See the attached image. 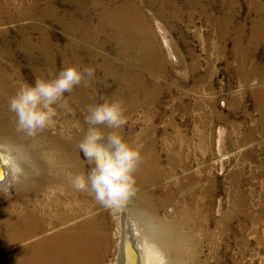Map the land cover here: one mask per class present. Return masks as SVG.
Returning <instances> with one entry per match:
<instances>
[{"label":"rangeland","instance_id":"374dc122","mask_svg":"<svg viewBox=\"0 0 264 264\" xmlns=\"http://www.w3.org/2000/svg\"><path fill=\"white\" fill-rule=\"evenodd\" d=\"M134 1L149 19L154 44L165 66L163 71L156 67L138 72L149 86L136 97L138 107L133 111L125 108L127 123L121 129L122 136L140 149L147 147L151 137L154 139L159 165L167 173L155 188L157 197L163 195L160 193L165 186L174 184L175 178L190 177L192 195L202 198L195 209L203 224L193 232L194 243H187L188 256H195L191 260L188 257V264H264V119L256 97L264 82V78L263 82L256 80V74L264 75V0ZM123 2L130 0H0V66L9 83L14 87L20 82L31 84L37 77L21 45L23 37L38 46L44 41V55L54 60L53 76L63 67L64 58L83 56L88 64L87 57L96 51V36L103 45L98 55H107L121 70L123 63L117 60L120 46L111 39L109 28H101V21L108 9ZM21 9H31V14L25 16ZM93 61L90 67L95 69L96 104L107 99L116 86L107 79V90L101 92L104 84L100 81L99 57ZM41 72L45 74V68ZM1 93L8 98L13 95ZM145 94L153 96L154 103L142 99ZM81 108L77 119L81 118ZM59 129L56 117V125L37 134L39 151L27 150L28 142H11L21 146L27 160L24 175L16 182L3 166L7 184L0 186V218L12 212L9 218L24 222L23 215L30 209L47 230L44 234L51 235L58 227H78L91 217L96 230L103 234L105 254L98 263L114 264L123 224L134 226L127 220L130 212L143 210L136 205L137 194L124 208L110 210L95 203L86 192L76 191L72 176L86 172L90 165L77 147L81 138L62 153L52 148L56 143L48 138ZM171 155L178 157L175 167L168 163ZM66 158H71L68 165L62 164ZM188 196L183 194L187 202ZM173 199L159 210V215L179 214L177 198ZM63 212H73L72 219L52 228L50 219ZM192 229L184 227L183 232L188 234ZM17 246L13 245L10 253L18 251ZM92 253L89 250L90 256ZM160 255L162 262L157 259L155 264H168L163 251Z\"/></svg>","mask_w":264,"mask_h":264},{"label":"bare ground","instance_id":"6f19581e","mask_svg":"<svg viewBox=\"0 0 264 264\" xmlns=\"http://www.w3.org/2000/svg\"><path fill=\"white\" fill-rule=\"evenodd\" d=\"M135 2L136 1L134 0H130L129 3L123 2L117 4L119 7H114L115 6L114 5L113 6L114 8L108 9V11L105 12L104 19L102 17V21H101V28H109L111 33L110 34L111 39L115 41L117 46H120L121 54L119 55L117 60L120 59L123 63L120 66L121 70H117L115 68L114 60L107 57V55L106 56H104L103 54H101L100 56L98 55L100 52H102L103 45H101L100 42H98L96 36L97 34L95 33L94 29L92 31L96 36V38H94L93 44L95 46L96 51L87 57L88 64L84 63L85 58H83V56H76L75 58L72 59L64 58L62 59V64H61L63 67L74 65L78 68H81L84 66H90V63L93 60H95L97 57H99L100 60L99 68L101 69L102 72L101 74L102 78H100V81H101V85L104 84V86H102L101 92L107 90L105 81L107 79H111L115 83L116 90L115 91L113 90L111 92V95L108 98L107 97L106 98L117 99L122 101L124 107L131 111H133L136 107L139 106V102H138L139 100L138 101L135 100L139 92L141 93V91H143L142 89L149 86L148 82L141 76L140 74L142 73L141 71L152 70L156 67H159V69L163 71L162 68H164L165 66L164 65L165 60L161 57L159 49L154 44L153 35L150 29L149 19L144 15L142 9H140L141 7H139ZM144 2H150V0H145ZM21 11L25 16H29L31 14V9H21ZM21 45H24L25 54L29 57L28 62L34 65L32 71L36 73V76H43L45 78L53 77L54 60L53 57L44 55V50H43L45 46L44 41L41 42V44L38 46L32 44L29 39L23 37ZM2 47H7V45L2 44ZM42 68H45L46 72L44 73L46 74V76L45 74L42 73L43 71L41 72ZM262 78H264V75H262V73L256 74L257 81L263 82ZM9 81L10 78L5 75V72L0 66V144L11 143V142H16V143L28 142L27 150L31 152L32 151L35 152L37 150L39 151V147H38L39 144L38 146L35 145V140L39 138L37 135H35L34 137H28L25 136L23 133L17 132L15 129L14 116L12 113L8 111L9 98L3 95V93H1V91L4 92L6 91L7 93L12 92V94H14L16 87H14L11 84V82L9 83ZM95 89L97 88L94 83L93 77H91V78H86V81L82 83L80 86L74 88V90L71 93H67L66 97H67L68 107L67 109H58V115H57V118L61 124V130L60 129L57 130L52 136L48 138L50 139V141L56 143V144L52 143L53 145L52 144L51 145L52 148H55L57 152L62 153V151H64L67 148L71 149L73 147L72 146L73 142L76 139L78 142V140L82 138L84 130L86 129L85 127L86 124H84L83 122V116L86 113V108L88 105L95 104L98 97ZM256 97L259 102V108H260V112L259 110L258 112L261 113V118L264 119V82L261 84V86H259V89L256 93ZM142 99H144L146 102L154 101V97L151 96L150 94H145V96H143ZM140 103H142V101H140ZM81 107L82 108L84 107V109L83 112L81 113V118L77 119V115H79L78 113H80L78 112V108ZM130 114L132 113L130 112ZM77 122H79V125L81 126V129L79 130H77L78 128L76 129V127L74 126V123L76 124ZM54 125H56V123ZM102 131L109 132L111 130L102 128ZM117 131H119L120 134L122 135L121 129ZM262 131L264 132V130ZM136 136L139 137L138 135ZM154 143L155 141L151 137L147 147L144 146L143 148L140 149L142 155V161L139 168L137 169V172L135 173L136 186H137L136 205H140L143 210L141 212L140 210L137 211L138 209H134L130 212V215L127 218V220L130 224L132 223V225L134 226H131L129 224L131 226L129 228L127 222L126 224L125 223L123 224V227L120 226L122 227V231H121V236L119 235L120 240L118 243L116 262L114 264H155L157 259H158L157 262L160 261L161 263L162 257L160 255V251H163L164 257L167 258L168 264H188L191 258L193 259L195 258L194 255L188 256L190 254H188L187 252V243L188 242L194 243L193 232L196 231L195 230L196 228L202 227L203 223L201 224L202 221L200 219V216L198 214H197L198 216L196 215L198 209H195L196 206L198 205L200 207V201L202 198L201 199L195 198V196L192 195L194 192L190 190L192 189L191 186L189 185L191 184L190 177H188L186 180L185 179L180 180L178 178H175L174 179L175 182L173 185L165 186L162 192L161 193L159 192L160 194H163L161 197L156 196L155 188L159 186L161 180H164L167 173H165L164 170L159 165L158 156L156 154V151L154 150L155 149ZM68 162L69 163L71 162V158H69V160L68 158L62 160V164L68 165ZM168 163L172 167L177 166L178 157L176 155L169 156ZM2 165L4 166L3 163ZM2 176L4 180L0 182V186L4 187L6 183L4 171L2 172ZM179 176H182V174L181 175L179 174ZM163 185H165V183ZM150 187L152 190H154L155 194L152 190H148V188ZM185 192L186 195L187 193L190 194V196H188L189 197L188 202L183 198V194ZM173 197L177 198L179 208L181 209L179 211V214L177 212V215L172 217H169L168 214L159 215V210L163 208V206L167 202L174 200ZM11 209H9V211ZM29 212L30 213H28L27 215H23L25 216L24 222H19L17 220L14 221L13 219L9 218L13 215L12 212L11 215L8 214L10 215L9 217L7 218L3 217V219L0 218V264H97L103 257L102 254H105L102 252V247L104 243H102L101 240H103L102 238L103 234L98 232L99 230L98 231L96 230V225L94 224L95 221L92 220L91 217L87 220L85 219L84 221L82 220L83 222L82 223L80 222V225H78V227L73 225L65 228H59V227L57 228V225H59V223L64 222L68 218H69L68 220H70L73 212H70V214L67 212H63L59 215H55L50 220L52 223L51 227L57 229L54 232V234L48 235V234H44L47 230L43 228L44 226L43 227L41 226L40 220L37 221V219L35 218L37 216L33 215L34 213L31 212L30 209ZM38 217L41 218L40 216ZM123 220H125V217L123 218ZM47 224H49V222H47ZM2 225H5V227H3ZM184 227H188V229L190 228L193 229L190 230L188 234H186L184 233L185 231L183 232ZM200 230L202 229H199L198 231ZM12 231L14 234L12 233ZM8 232H10V235L7 234ZM126 232L129 234V237L131 238V243L130 241L129 243L131 244L134 253H131L127 246L128 240H127V236L125 235ZM30 239L33 240L30 242ZM17 244H18L17 249L19 250L10 253L13 245L15 246ZM89 250H92L93 252L91 256L88 254ZM133 254H135L136 257ZM188 257L190 260L187 261Z\"/></svg>","mask_w":264,"mask_h":264},{"label":"clouds","instance_id":"9594fccd","mask_svg":"<svg viewBox=\"0 0 264 264\" xmlns=\"http://www.w3.org/2000/svg\"><path fill=\"white\" fill-rule=\"evenodd\" d=\"M90 66L62 67L53 77L37 76L31 84L20 82L8 99V111L14 116L17 132L34 137L56 123L58 109H67L66 93L94 76ZM122 101L102 99L88 105L83 116L87 125L78 142V149L90 167L74 174L71 185L86 192L98 205L119 210L128 205L137 193L135 173L142 155L138 145L126 140L119 131L127 123ZM79 128V122L75 125ZM102 128L111 131L105 134ZM0 162L7 166L13 182L24 175L27 157L21 146L0 144Z\"/></svg>","mask_w":264,"mask_h":264},{"label":"water","instance_id":"95a60500","mask_svg":"<svg viewBox=\"0 0 264 264\" xmlns=\"http://www.w3.org/2000/svg\"><path fill=\"white\" fill-rule=\"evenodd\" d=\"M4 171V168H3V165H2V162H0V182H2L4 179H3V176H2V172ZM125 235L127 236V240H128V242H127V246H128V248H129V251L131 252V253H134L133 252V248L131 247V238L129 237V234L126 232L125 233ZM129 241H130V243H129ZM133 255H135V254H133ZM135 257H136V255H135Z\"/></svg>","mask_w":264,"mask_h":264}]
</instances>
